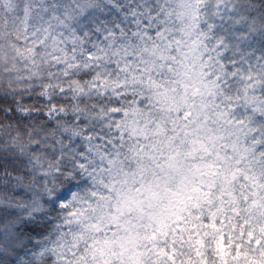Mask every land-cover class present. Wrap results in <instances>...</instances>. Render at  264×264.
I'll return each instance as SVG.
<instances>
[{"label":"clouds","instance_id":"clouds-1","mask_svg":"<svg viewBox=\"0 0 264 264\" xmlns=\"http://www.w3.org/2000/svg\"><path fill=\"white\" fill-rule=\"evenodd\" d=\"M80 2L24 0L0 26V264H67L79 249L88 264H160L176 224L184 264H264V0H139L132 13L94 0L110 33L128 27L103 60L60 39L93 14ZM217 4L259 61L250 82L226 74L234 51L208 26ZM149 9L171 36L163 53L132 43ZM85 68L98 85L77 78ZM225 212L221 251L211 225Z\"/></svg>","mask_w":264,"mask_h":264},{"label":"snow or ice","instance_id":"snow-or-ice-1","mask_svg":"<svg viewBox=\"0 0 264 264\" xmlns=\"http://www.w3.org/2000/svg\"><path fill=\"white\" fill-rule=\"evenodd\" d=\"M98 5L94 3V0H81L79 8L82 10V15H86L90 12H93ZM127 7L129 13L134 12L136 9L141 8L139 0H128ZM222 5L217 4L212 17L208 20V26L212 32L216 33V43L220 48L232 49L234 51V58L227 63L232 65L231 68L225 69L226 74L231 73L233 79L238 77L249 78V70L251 72L259 73L260 65L259 61L256 62V66H253L252 60L248 56L243 55V50L238 47V36L239 34L233 35L229 21L231 17H225L224 11L221 10ZM127 15V14H126ZM150 19H142L141 22L135 25V29H139L137 35L132 38V43L135 44L137 41H143V47L145 49L152 48L154 51H159L163 53V46L166 42L171 40V36L168 34V29L164 26L163 22H160L152 15L151 9H149ZM119 28L124 29V33L120 36H115L114 33L109 32V22L107 20L100 19L98 14L93 12L92 15L88 17V23L80 25L76 28L75 31H70L68 33L61 34L60 39L63 40L65 35H68L69 39L72 41V47L66 48L67 51L75 52L77 48H80L82 51L80 55H83L84 52L87 53V58L93 60V52L97 53L96 59H102V56H108L111 58L113 55L112 52L106 51L108 48L107 41L109 39H114L116 43L113 44V47H116L117 44H127L126 36L128 34V27L124 24H120ZM237 41V42H234ZM37 49L40 48V42H37ZM143 55V53H142ZM245 60L248 61L247 65L244 64ZM241 65H244L241 67ZM84 75H92V81H83L85 87H90L91 83L99 84L101 74H95L90 69L85 68L83 70ZM242 82V81H241ZM76 84L80 81L74 82ZM237 95H243L242 92L237 90ZM57 130L52 131V135H56ZM64 134L71 139L74 135L72 128H65ZM37 166L43 167L40 160L36 161ZM230 214L225 212L222 215L216 216L215 221L212 223V228L217 229L220 233L219 239L216 241V247L223 251L227 246L226 241L228 239V231L233 227L229 223ZM223 221V223H221ZM180 224H176L172 231L169 232V243L171 247L165 246L158 249V252L163 257L160 264H164V260L168 261V264H176L179 260V264H184V255L186 252V243L188 241V236L185 235L180 227ZM218 225V226H217ZM207 226V221L201 225L202 228ZM87 227V226H85ZM236 228H239V223L235 225ZM174 233V234H173ZM251 235V233H249ZM221 236L223 240L221 242ZM215 239V236H213ZM86 246V245H85ZM83 250L79 249L74 252L67 260V264H88V258L86 255H82Z\"/></svg>","mask_w":264,"mask_h":264},{"label":"rangeland","instance_id":"rangeland-1","mask_svg":"<svg viewBox=\"0 0 264 264\" xmlns=\"http://www.w3.org/2000/svg\"><path fill=\"white\" fill-rule=\"evenodd\" d=\"M23 2H24V0H7V3L9 5L10 9L12 10V15L9 16V13H4L3 16H0V26H3L6 23L5 17H9L7 22L10 23L11 21L16 20V18L18 16H21L23 14V9H21L19 12L16 11L18 5L22 4ZM16 22L18 23L19 21L16 20ZM130 118H131L130 122H133V123L136 120L140 119L134 113H130ZM117 135H118V133H117Z\"/></svg>","mask_w":264,"mask_h":264},{"label":"trees","instance_id":"trees-1","mask_svg":"<svg viewBox=\"0 0 264 264\" xmlns=\"http://www.w3.org/2000/svg\"><path fill=\"white\" fill-rule=\"evenodd\" d=\"M103 58L104 57L102 56L101 60H103ZM113 63H115L114 60H113ZM94 67L97 69V71H99L100 68H101V65L99 63H96V64H94ZM137 69L140 70V71L143 70L142 66H137ZM77 78L79 80H81V81H87V80H91L92 79V75H84L83 71H82ZM184 115H187V113H185ZM179 227H180L181 230H183L185 226L183 224H180ZM193 227H195V225H193ZM222 240H223V237L221 236V242H222Z\"/></svg>","mask_w":264,"mask_h":264}]
</instances>
